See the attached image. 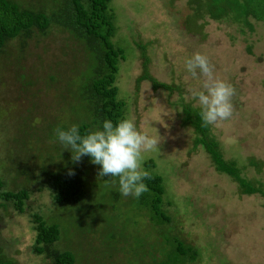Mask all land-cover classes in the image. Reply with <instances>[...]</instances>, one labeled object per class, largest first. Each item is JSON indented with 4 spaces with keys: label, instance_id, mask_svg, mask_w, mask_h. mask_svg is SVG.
<instances>
[{
    "label": "rangeland",
    "instance_id": "374dc122",
    "mask_svg": "<svg viewBox=\"0 0 264 264\" xmlns=\"http://www.w3.org/2000/svg\"><path fill=\"white\" fill-rule=\"evenodd\" d=\"M15 1L26 7L51 4ZM208 5L209 0H110L116 27L112 41L125 56L115 84L125 102V118L158 140L155 149L142 153V160L155 161L171 225L197 250L188 264H264V18L245 17L250 28L230 16L211 18ZM137 43L143 45L149 74L171 90L152 88L146 79L136 84L142 72ZM194 52L205 55L215 75L235 88L232 117L210 125L211 133L223 158L234 160L240 175L258 185L260 193L240 192L231 177L214 169L200 146L192 145L191 129L181 124V103L199 107L191 90L200 80L185 67ZM92 64L83 44L56 26L9 40L0 52V192L20 187L30 191L22 213L10 203L0 206V251L15 264L46 262L31 250L33 213L50 221L57 214L69 221L78 208L101 222L108 219L107 230L119 242L115 245H103L106 228L91 221V231L77 229L72 235L69 230L73 238L59 240V247L76 249L81 244L79 264H137L134 250L142 244L140 257L145 256L154 240L151 224L130 196L120 194L113 201L118 179L98 177L100 166L89 156L72 161L71 149L55 134L58 127L66 130L88 121L80 86ZM96 129L90 126V131ZM43 167L76 169L85 179L78 205L58 209L42 177ZM112 203L119 206L113 215L109 213L114 209L106 208ZM77 216L81 221V214Z\"/></svg>",
    "mask_w": 264,
    "mask_h": 264
},
{
    "label": "trees",
    "instance_id": "16d2710c",
    "mask_svg": "<svg viewBox=\"0 0 264 264\" xmlns=\"http://www.w3.org/2000/svg\"><path fill=\"white\" fill-rule=\"evenodd\" d=\"M109 2L110 0H51L48 6L41 4L34 7L29 4L26 7L15 0H0V52L9 40L30 37L33 31L44 33L50 26H56L65 30L74 40L81 42L85 50L90 53L93 59L91 72L86 74L84 84L80 86L81 97L85 100L84 115L88 117V121L81 120L77 124L81 134L89 132L91 125H95L98 129L102 128V123L106 119L115 124L125 118V102L118 96V86L115 84L119 63L125 59V56L119 44L112 41L116 27ZM207 12L213 19L230 16L231 19L242 20L251 28L245 17L249 15L255 19H263L264 0H209ZM137 48L140 49L142 58V72L136 77V84L146 79L152 88L171 90L169 85L157 81L149 74L143 45L138 44ZM200 111L199 107H192L189 104L179 105L181 124L189 127L193 134L192 145L200 146L208 155L214 169L231 177L237 183L240 192L246 194L262 192L258 185L240 175L241 168L234 160L223 158L218 142L211 133V126L203 125ZM249 162L258 165L257 162ZM155 166L156 163L152 158L143 161L144 170L149 171L152 176L151 180L144 181L149 191L138 199L132 196L128 198L146 216L155 233L145 256L140 257V248L144 249L142 244L132 255L136 257L134 259L137 264H188L196 259L197 250L189 243H185L174 231L171 218L164 207L163 177L154 170ZM70 171L74 174L70 175ZM41 174L58 209L59 206L78 205L83 194L82 185L85 179L75 168L69 170L64 167L52 170L43 167ZM2 185L0 180V187ZM118 187L119 185L112 194L113 201L120 199ZM29 194L30 191L25 187L15 190L4 189L0 192V206L4 207L6 203H10L13 210L22 213ZM107 207L114 209L109 213L111 215L119 209L115 203L108 204ZM106 211L108 212L107 209ZM73 212L74 219L69 221H62V217L57 214L55 220L51 221L37 213L31 214L34 231L31 250L34 254L42 256L46 260L45 264H79V257H82L81 244L79 243L75 249L67 246L59 247L58 242L62 236L65 239L71 237L67 233L69 230H72V235L78 234L77 229L91 231L92 226L89 221L106 228L103 245L110 247L111 243L114 245L119 243L118 240L116 242L115 234L107 230V226H110L106 224L108 219L101 222L100 219H93L94 217H89L88 213L78 208H74ZM78 213L81 214V221L77 216ZM85 261L90 260L87 258ZM0 264L15 263L0 251Z\"/></svg>",
    "mask_w": 264,
    "mask_h": 264
},
{
    "label": "clouds",
    "instance_id": "9594fccd",
    "mask_svg": "<svg viewBox=\"0 0 264 264\" xmlns=\"http://www.w3.org/2000/svg\"><path fill=\"white\" fill-rule=\"evenodd\" d=\"M185 67L192 78L200 80L199 87L191 90V97L201 110L203 125H214L232 117L235 88L215 75L209 59L194 52L185 60ZM55 134L65 149H71L72 161L78 163L83 156H89L93 164L100 166L98 177H117L122 196L138 199L149 191L144 181L152 176L142 168V153L155 149L158 140L138 130L134 120L124 118L114 124L106 119L102 128L85 134H81L79 125L73 124L66 130L58 127Z\"/></svg>",
    "mask_w": 264,
    "mask_h": 264
}]
</instances>
